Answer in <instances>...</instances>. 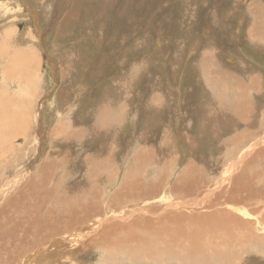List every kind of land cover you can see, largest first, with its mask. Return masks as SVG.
Listing matches in <instances>:
<instances>
[{
    "label": "rangeland",
    "instance_id": "374dc122",
    "mask_svg": "<svg viewBox=\"0 0 264 264\" xmlns=\"http://www.w3.org/2000/svg\"><path fill=\"white\" fill-rule=\"evenodd\" d=\"M263 99L264 0H0V207H42L38 229H16L13 257L14 236L0 240L1 264H225L228 243L232 264H264ZM212 119L227 124L215 134ZM47 163L68 165V191L101 193L104 213L112 197L113 213L48 231L51 203L29 186ZM216 216L229 232L212 242Z\"/></svg>",
    "mask_w": 264,
    "mask_h": 264
},
{
    "label": "bare ground",
    "instance_id": "6f19581e",
    "mask_svg": "<svg viewBox=\"0 0 264 264\" xmlns=\"http://www.w3.org/2000/svg\"><path fill=\"white\" fill-rule=\"evenodd\" d=\"M147 5V4H146ZM160 5V4H159ZM233 5V4H232ZM156 8V7H155ZM210 8V7H209ZM196 9H197V7H196ZM169 36V35H168ZM19 55V54H18ZM21 57V56H20ZM19 58V57H18ZM21 61V60H20ZM19 61V62H20ZM22 62V61H21ZM215 74V73H214ZM221 79V78H220ZM222 80V79H221ZM226 80H227V78H226ZM212 81V80H211ZM220 81V80H219ZM231 81V80H230ZM217 82V81H216ZM216 82H214V83H216ZM238 82V81H237ZM243 82V81H242ZM211 83V82H210ZM209 84V83H208ZM213 84V83H212ZM221 84H222V82H221ZM237 84V83H236ZM238 84H239V82H238ZM216 85L219 87V85H218V83H216ZM223 86H225L224 85V83L222 84ZM246 85V84H245ZM213 86H215V85H213ZM216 86V87H217ZM226 87V86H225ZM232 87V86H231ZM254 87H256V86H254ZM81 88V87H80ZM221 89H222V87H220ZM224 88V87H223ZM227 88V87H226ZM229 88V87H228ZM85 89V88H84ZM256 89V88H255ZM217 90V89H216ZM224 90V89H223ZM222 90V91H223ZM236 90H238V89H236ZM221 91V92H222ZM227 91H228V89H227ZM217 92H218V90H217ZM221 92H219V93H221ZM225 92V91H224ZM223 92V94H221L222 96L225 94ZM236 93V92H235ZM234 93V94H235ZM239 93V92H238ZM215 94H218V93H215L214 92V95ZM227 94H229V93H227L226 92V95ZM233 94V95H234ZM230 95V94H229ZM244 95V94H243ZM225 96V95H224ZM228 96V95H227ZM230 97H232V96H228V98H230ZM233 97H236V96H233ZM243 97V96H242ZM108 98V97H107ZM202 98V97H201ZM216 98H217V96H216ZM225 98V97H224ZM227 98V99H228ZM254 98V97H253ZM205 99V98H204ZM231 99V98H230ZM230 99H228V100H230ZM216 100V99H215ZM222 100V99H221ZM223 100H225V99H223ZM222 100V102H224ZM233 100H234V98H233ZM264 100V99H263ZM220 101V100H219ZM232 101V100H231ZM107 102V105L106 106H103L102 108H100V106H98V109H99V112L97 111V115L96 116H98V118H100L101 120H102V130L103 131H105V134H106V132H109L110 131V129H111V124H112V119L110 118V117H113V114L115 115V112L117 111H115V110H113L112 109V107H111V104L108 102V101H106ZM212 102V101H211ZM230 102V101H229ZM229 102H228V105L229 106H232V105H230L231 104V102H230V104H229ZM242 102H243V100H242ZM105 104V103H104ZM213 104V103H212ZM227 105V106H228ZM235 105V104H234ZM234 105H233V107H234ZM237 105V104H236ZM220 107H222V106H220ZM226 106L224 105V108H225ZM235 107H237V106H235ZM212 108V107H211ZM226 108H230V107H226ZM232 108V107H231ZM218 109H220V108H218ZM233 109V108H232ZM238 109V108H237ZM243 109H245V108H243L242 107V109H241V111H240V108H239V112H242L243 111ZM248 109H249V106H248ZM9 110V109H8ZM211 110V109H210ZM215 110V109H214ZM11 111V110H10ZM10 111H9V113L7 114L6 113V115L8 116L9 114H10ZM112 111H114V113H112ZM238 111V110H237ZM14 112V111H13ZM12 112V113H13ZM15 113H16V111H15ZM10 116V115H9ZM116 116V115H115ZM219 116V115H218ZM9 118H11V117H9ZM107 118H108V120H109V122L107 121ZM115 118V117H114ZM218 118V117H217ZM219 119V118H218ZM223 119V118H222ZM115 120V119H114ZM234 120V119H233ZM116 121V120H115ZM201 121H202V119H201ZM212 121H213V119H212ZM220 121V120H219ZM231 121H232V119H231ZM114 122V121H113ZM214 123L213 124H215V125H217L218 126V128L216 127V126H214V125H212V130L215 132V134H216V132H217V130L219 129V127H222V126H224L225 124H227V121H225L224 123H217V121H213ZM229 122V121H228ZM1 123V122H0ZM200 123H202V122H200ZM234 123V122H233ZM199 124V123H198ZM196 125V124H195ZM230 125V124H229ZM226 126V125H225ZM198 127H199V125H198ZM209 127V126H208ZM210 128V127H209ZM208 128V129H209ZM102 131V132H103ZM209 131V130H208ZM93 132V131H92ZM101 132V133H102ZM90 133V132H89ZM211 133V132H210ZM209 133V134H210ZM256 133V132H255ZM25 134V133H24ZM23 134V135H24ZM213 134V133H212ZM212 134H211V136H212ZM94 135V134H93ZM101 135V134H100ZM214 135V134H213ZM103 136H104V134H103ZM108 136H109V133H108V135H107V138H108ZM22 137V136H21ZM101 137V136H100ZM233 137L235 138V137H237L235 134L232 136V137H230V138H228L227 140H230L231 142L233 141ZM260 137V136H259ZM95 138V137H94ZM100 139H102V138H100ZM106 139V138H105ZM261 139V138H260ZM264 140V139H263ZM222 144V143H221ZM223 145V144H222ZM195 148V147H194ZM215 148V147H214ZM220 148V147H219ZM259 150H260V148H259ZM259 152V151H258ZM229 153V152H228ZM231 153V152H230ZM230 155H232V153L230 154ZM229 155V156H230ZM255 156V155H254ZM253 157V156H252ZM264 158V157H263ZM62 160V159H61ZM64 160H65V158H64ZM67 160V159H66ZM110 161V160H109ZM16 162L18 163L19 161L18 160H16ZM61 162V161H60ZM60 162H58L59 163V166H62V162L60 163ZM263 162H264V160H263ZM64 163V162H63ZM68 165H69V162H66ZM110 163V162H109ZM56 164V163H55ZM61 164V165H60ZM104 164H106L105 166H104ZM234 164V163H233ZM258 164V163H257ZM68 165L67 166H64V168H66V169H64V170H60L59 169V167H57L56 169H58V171H59V175H58V177H57V179L55 180L54 179V171L56 170L55 169V167L54 166H52V165H49V163H47L44 167H45V169L47 170V172L45 171V172H41V174H43V177H41V180L39 181V182H36V183H34V182H32L29 186H31L33 189H35L36 191H37V193H39L38 192V190H39V188L43 191V200H46L45 202L46 203H51L50 205H51V207H50V205H48L49 207H47V209L45 210V212L43 213V215H44V217H45V219L46 220H48V221H51L52 223H54V224H56L55 226H53V227H51L50 229H48V231H50V232H52L53 234H54V230L52 231V228L54 229V227H56V229H55V233L57 232V231H60L59 230V228L57 227L58 226V224H60V225H62V226H64V228L65 229H67V230H75L73 227H76V229H79L80 227L79 226H83L84 224H82V222L84 221H88L89 223H91L92 221H95L96 222V219H95V216L96 215H98L99 213H101L102 215H105L106 213H108V214H112L113 212L111 211V210H113V209H111V207H110V205H111V203L113 204L114 203V200H113V198L111 197H109L110 199H109V201H108V205H107V203H105V205L107 206V208L105 209L106 210V212L104 213V210L102 211L101 209H102V205L104 204H102V202L100 201L101 199H100V197H101V193H100V195H99V197H98V191H96V190H94L93 188L94 187H91V189H88V191L87 190H84V191H79V189L77 188V185L78 184H76V185H74V186H72V188H71V190L70 191H68V189L65 187V186H63V184L62 183H64L65 184V179L66 178H68V177H70V175H71V173L72 172H70V173H68V170H69V168H68ZM233 166V165H232ZM250 166V165H249ZM109 168V164L107 163V162H105V161H102L101 163H98V164H96V166H95V169H94V171H93V174H92V176H91V178L94 180V179H98L97 178V176H98V174L97 175H95L94 174V172H95V170L96 171H98L99 169H104V168ZM254 167V166H253ZM261 167V166H260ZM110 168H111V166H110ZM193 169V168H192ZM44 170V169H43ZM244 170V169H243ZM263 170V169H262ZM262 170H261V172H262ZM104 171V170H103ZM52 172V173H51ZM56 172H57V170H56ZM101 172V171H100ZM248 172V171H247ZM260 172V171H259ZM258 172V173H259ZM61 173H63V176H64V181H63V179H62V177L60 176V174ZM97 173V172H96ZM250 174V173H249ZM256 175V174H255ZM11 176V175H10ZM248 176V175H247ZM257 176V175H256ZM242 177V176H241ZM251 177V176H250ZM259 177V176H258ZM5 178L6 177H4V176H0V189L1 190H3L2 188L4 187L3 186V184H4V181H5ZM75 178H77V177H75ZM91 178H90V180H91ZM239 178V177H238ZM242 178H244L245 180L246 179H248L247 177L245 178V177H242ZM240 179V178H239ZM77 180V179H76ZM92 180V181H93ZM99 180V179H98ZM95 181V180H94ZM237 181V180H236ZM249 181V180H248ZM28 182V181H27ZM27 182L25 183V184H27ZM88 182L89 181H86L84 184H85V187L88 185ZM96 182H97V180H96ZM246 182H247V180H246ZM10 183V182H9ZM94 183V182H93ZM177 183V182H176ZM233 183V182H232ZM236 183V182H235ZM245 184V183H244ZM247 184V183H246ZM241 185V184H240ZM251 185V184H250ZM242 186V185H241ZM248 186V185H247ZM25 187V186H24ZM98 187V186H97ZM237 186H235V188H236ZM252 187V186H251ZM80 188V187H79ZM234 188V187H233ZM238 188V187H237ZM242 188V187H241ZM31 189V188H30ZM30 189H28V190H30ZM242 190V189H241ZM35 191V192H36ZM235 191H237L236 189H235ZM31 192H32V190H31ZM85 192H89V194L88 195H85ZM224 192V191H223ZM238 193V192H237ZM27 194L29 195V192H27ZM32 194H34V193H32ZM230 194V193H229ZM38 195V194H37ZM23 196V195H22ZM25 196V195H24ZM40 196V195H39ZM19 197L20 196H18V198L16 199V200H14L11 204H9L8 205V207L7 206H3V207H0V240L1 239H5V236H7V235H12V236H14V237H12L11 238V240H10V242H11V244H10V246H12L11 248H13L12 249V251H11V255L15 252V250L17 251L18 249H17V247H16V245H15V243L17 242V235H18V231L16 230V229H19V227H20V225L23 223V224H26L27 226H28V229H29V223H30V230L31 229H38L39 228V226L42 224V220H41V218H40V214H41V209H42V207H39L38 209L36 208L35 209V206L36 205H38V204H41L40 202H41V200L40 199H35V201H33V203L32 204H30V205H28V207L27 208H23V207H21L20 206V202H19ZM33 197V196H32ZM237 197V196H236ZM53 198V199H52ZM231 198V197H230ZM239 199H241L242 200V198H239ZM22 200V199H21ZM236 200V199H235ZM24 201V200H23ZM239 201V200H238ZM246 202V201H245ZM26 203H27V201H26ZM30 203V202H29ZM45 203V204H46ZM225 203H233L232 201H230V200H225ZM264 203V202H263ZM237 204H240L239 202H237ZM115 204H113V205H111V206H114ZM43 206V205H42ZM243 207L242 206H240V209H238V212L239 213H243L244 214V211H243V209H242ZM103 209H104V207H103ZM32 210V211H31ZM260 211V210H259ZM9 213H11V215L9 214ZM262 214V213H261ZM40 215V216H39ZM244 215H246V214H244ZM263 215V214H262ZM86 217V218H82V217ZM213 216V215H212ZM218 218H219V216H216V218L215 219H217L216 221H217V223H215L214 225H212L210 228H211V231H208V234H209V239H211V241L212 242H217V240H218V238L221 236V235H223V234H226L227 232H229L228 231V225L229 224H223L221 221H218ZM258 217H255V220L257 219ZM215 219H213V220H215ZM259 220H260V218H258ZM99 220V219H98ZM103 221V220H102ZM72 222H74V223H72ZM211 222H215V221H210V223ZM72 223V225H69V224H71ZM86 223V222H85ZM12 224H13V226H12ZM66 226H65V225ZM152 224V223H151ZM16 225H18V226H16ZM210 225V224H209ZM231 225V224H230ZM233 225V224H232ZM24 226V225H23ZM218 226H223V227H225V228H227V229H219V227ZM22 227V226H21ZM23 228V227H22ZM45 228H46V226H45ZM230 229H232V228H230ZM2 230H6V233L5 232H3ZM29 230V231H30ZM84 230V229H83ZM181 230V229H180ZM34 231V233H35V230H33ZM37 231V230H36ZM160 231H162V230H160V228H159V230H157L156 231V229H150L149 231H147V232H151L152 234H160ZM77 232H79L78 234H77V236H75L74 234H75V232H74V234L72 235V237L73 238H77V237H79V234L81 233V231H77ZM146 232V233H147ZM188 232V231H187ZM28 233V232H27ZM38 233V232H37ZM190 233V232H189ZM20 234H21V232H20ZM25 235V234H24ZM61 235V234H60ZM133 235H135V234H131L130 233V235L129 236H125L126 238H130L131 236H133ZM194 235V234H193ZM46 236V235H45ZM230 236L231 237H233V235L230 233ZM236 236V235H235ZM28 237V236H27ZM69 237H71V236H69ZM251 237V236H250ZM264 237V236H263ZM48 239H50L49 237H47ZM135 238H138V239H143V237L142 236H137V235H135ZM45 239V238H44ZM54 239V238H53ZM64 237L61 239V241H64ZM190 239V238H189ZM242 239V238H241ZM240 239V240H241ZM253 239V238H252ZM258 239V238H257ZM256 239V240H257ZM250 240V239H249ZM263 240H264V238H263ZM77 241V240H76ZM259 241V240H258ZM28 242V241H27ZM31 242V241H30ZM29 242V243H30ZM246 242L247 241H245V242H243L244 244H246ZM28 243V244H29ZM57 242H55V244H56ZM44 244V243H43ZM47 244V243H46ZM224 244V243H223ZM239 244V243H238ZM257 244H259V243H257ZM34 245V244H33ZM57 245V244H56ZM61 245V244H60ZM117 245V244H116ZM9 246V245H8ZM35 246V245H34ZM52 246V245H51ZM51 246H50V248H51ZM54 246V245H53ZM118 246V245H117ZM195 247H194V249H193V251L192 250H190L191 252H195V251H197V249H198V245H194ZM216 246H217V244H216ZM218 246H220V245H218ZM227 246H229V250H227L226 249V247ZM239 246V245H238ZM120 247V246H119ZM121 247L123 248V249H129V247H123L122 245H121ZM210 247V246H209ZM221 247H223V245L221 246ZM226 247L224 248V249H221L222 250V253L221 254H219L222 258V260L225 262V264H226V261L228 260V261H230L229 262V264H232L231 263V261H232V259L235 257V255H236V252L238 251V250H240V249H237L236 248V245L234 244V247H233V244L232 243H228L227 245H226ZM259 247H260V245H259ZM262 247V246H261ZM148 248V250L146 251L145 249H144V247L143 246H141V247H135L134 249L135 250H137V251H140V253L142 254V255H144V257L145 256H150V254H157V252H155L154 251V249H152V248H150L149 246L147 247ZM191 248H193V247H191ZM191 248H189V249H191ZM219 248V247H218ZM217 248V249H218ZM240 248V247H239ZM8 249V248H7ZM52 249V248H51ZM118 249V248H117ZM123 249H120L119 248V252L120 253H122L121 252V250L123 251ZM131 249H133V248H131ZM48 250V249H47ZM237 250V251H236ZM127 252H128V250H126ZM129 251H130V249H129ZM245 251V250H244ZM7 252H8V250H7ZM46 252H48V251H46ZM124 252H125V250H124ZM216 253L217 252V257L219 256L218 255V252L220 253L221 251H219V250H212V252L211 253ZM72 253V252H71ZM14 254H16V252L14 253ZM52 254V253H51ZM119 254V253H118ZM126 254V253H125ZM139 254V253H138ZM5 255V254H4ZM48 255V254H47ZM7 256V255H6ZM212 256V255H211ZM219 256V257H220ZM237 256V255H236ZM8 257H9V259H10V255H8ZM12 257H13V255H12ZM155 257V256H154ZM154 257H152L151 256V258H154ZM215 257V256H214ZM218 257V258H219ZM238 257V256H237ZM239 257H240V255H239ZM237 258L238 260H241L240 258ZM148 258V257H147ZM207 258V257H206ZM209 258V257H208ZM242 258V257H241ZM0 259H1V256H0ZM216 259V258H215ZM215 259H211L212 261H215ZM227 259V260H226ZM5 259H3L2 258V260H0V264L1 263H3V262H1V261H4ZM211 260H209V263H208V261H206V260H202V263L201 264H210V262H211ZM217 260V259H216ZM219 260H220V258H219ZM221 260V261H222ZM243 260H244V258H243ZM218 262V261H217ZM216 262V263H217ZM239 262H241V261H239ZM10 263V262H9ZM214 263V262H213ZM216 263H214V264H216ZM219 263V262H218ZM224 264V263H223ZM234 264V263H233ZM236 264V263H235Z\"/></svg>",
    "mask_w": 264,
    "mask_h": 264
}]
</instances>
